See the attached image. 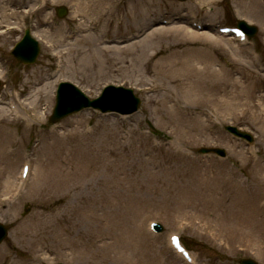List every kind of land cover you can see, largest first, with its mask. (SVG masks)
I'll return each mask as SVG.
<instances>
[{
    "label": "rangeland",
    "instance_id": "1",
    "mask_svg": "<svg viewBox=\"0 0 264 264\" xmlns=\"http://www.w3.org/2000/svg\"><path fill=\"white\" fill-rule=\"evenodd\" d=\"M45 1L0 0V100L20 98L37 119L30 129L20 122L10 128L7 104H0V223L7 230L0 264H36L22 227L49 223V212L53 226L68 231L43 236L53 249L37 252L40 264H184L169 250L170 233L182 235L199 264H264V0H113L101 11L110 29L102 44L128 48L126 55L111 51L103 64L85 55L68 62L62 52L75 36L57 48L62 65L52 59L47 32L75 30L98 12L77 15L73 0ZM57 7L67 9L63 18ZM144 18L150 23L135 38ZM21 19L40 43L33 65L12 55L23 37ZM239 21L257 27L254 46L217 38L228 39L218 27ZM59 67L61 78L33 85ZM62 81L91 100L108 85L123 86L141 103L127 118L86 109L50 124ZM47 83L48 98L35 99L33 91ZM229 125L252 134L253 146L229 135ZM93 128V135L85 133ZM200 148L225 149L227 159L201 155ZM25 162L32 165L27 191L4 195ZM150 221L163 226L161 236L148 234Z\"/></svg>",
    "mask_w": 264,
    "mask_h": 264
},
{
    "label": "bare ground",
    "instance_id": "2",
    "mask_svg": "<svg viewBox=\"0 0 264 264\" xmlns=\"http://www.w3.org/2000/svg\"><path fill=\"white\" fill-rule=\"evenodd\" d=\"M27 1L29 3L32 2V0H12L11 5H13V6L24 5V4L27 3ZM54 1H57V0H54ZM111 2H113V0H94V1L93 0H73L71 2V3H74V5H75V8H76L75 13L77 15H87V12H86L87 10H90V12L95 10V11L98 12V15L96 16L95 15V11H94L92 13L93 14L92 16L95 15L94 17H87V18H92V20L91 19H90V21L88 20L89 24L82 23L75 30H73L72 28H67L66 31H65L66 33L62 32V29L61 30H57L56 32H53V33L47 32L46 38H48V42H50V44H51L50 45V49L54 50V52L56 53V54H54L55 60L56 61L58 60L59 64L62 65L63 63H65V61H63L62 54L66 55V60L68 62H70V60H73V62H74L75 59H78L76 57H79L80 55H82V56L85 55L86 57L88 56L89 57V61H91L92 63H94V61L96 59L102 57V59H100L102 64L104 63V59L107 60V58H108L107 56H109V52H111V51L114 52L115 54L121 56V57L126 55V53L128 52V48L121 49L119 47L106 46V45L102 44L103 37H105L106 34L110 33V29L108 27H106L107 26V20L103 21L104 18H101L102 17L101 11H102V9H103V7L105 5H112L113 3H111ZM45 3H46V1L44 0L42 4L44 5ZM110 14H105V15H110ZM89 16H91V14H89ZM4 17L5 16L3 14V15L0 16V19H2ZM93 18H95V19H93ZM88 21H87V23H88ZM102 21L104 22V24L106 26L101 23ZM113 22H114V19H111L109 21L108 25H110L111 23L113 24ZM96 23H98V24H96ZM149 23L150 22L146 18H144L143 21H139L138 23H136V29H135L134 32H132V35H139L142 30H144L146 27H148ZM1 24H2V22H0V25ZM93 25L97 27V29L95 30V34L88 33V34L82 35L83 32L87 31ZM50 27H52V26H50ZM202 32H203V30H202ZM152 34L153 33H149L147 35V38H151ZM203 34H204V32H203ZM73 38H74V41L71 42L70 44H68L66 42V41H68L70 39H73ZM217 38L219 40H221V42H223V43H228L227 45H229V44L232 45V43L228 42L229 40H231L230 38H228V39H222V38H219V37H217ZM65 43L68 44V46H66L67 47L66 53L62 52V54H61V52H59L57 48L62 47L63 45H65ZM142 43H143V40L136 41V42L132 43L130 45V47L135 46L137 44L140 45ZM236 48H237V50L238 49H242V48H239V47H236ZM141 55H142V53H141ZM59 59H60V61H59ZM237 60L240 61V59H237ZM82 62L85 63L84 60H82ZM102 64H101V66H102ZM80 66H83V65L80 64ZM189 71L197 73V70L194 69V68L193 69H189ZM63 74L64 73L62 71H60V73L58 74L57 78L58 79L61 78L63 76ZM51 77H52V75H50L49 73L48 74H44V75L42 74L41 76L37 77L36 82H34L33 85H40L41 83H43L44 81L50 79ZM49 84L50 83H47V85H45L43 88L36 89V90L33 91V96L36 97L35 99H38L39 96H41L43 93L46 94V96L48 98L49 93H51V89H52V87L49 86ZM48 90H49V92H47ZM13 99L17 102V108L19 109V111L17 113V116H20V118L25 120L26 123H28V124L32 123L33 126L36 125L37 119L35 118V115L32 114L33 113L32 110L30 108L29 109L25 108V106H24L23 102L20 100V98L13 97ZM4 111H5V109L1 107L0 108V118H4L5 117V112ZM19 122H21L19 119L13 118L12 116H10L8 125H10V128H11V125L18 124ZM26 128H29V127H26ZM5 129H6V127L5 128L2 127L1 131L4 132ZM95 131L96 130L93 128L89 132H85V131L84 132L87 135H93L95 133ZM8 133H10V131H8ZM11 133H12V131H11ZM12 134H14L13 135V139H15V135H16V137H18V135L16 133H12ZM2 145H4V144H2ZM8 180H10V179H8ZM42 180L45 181L44 177H39V180H38L39 183ZM28 186H29V183H27V185H26L25 192L27 191ZM9 189H10V184H9V181H8L7 185H5V187L3 189V192L5 193L4 195H7V194H11L12 195V193L15 190V183L13 184V187H12V190H11L12 193L9 192ZM25 192L23 193V195L25 194ZM23 195L19 196V199L23 198ZM47 217H48V219L50 218L48 220L49 223H47V222H45V223H37L34 226L32 225L33 227H29V228L22 227V231H24L23 234L27 235L28 237H30L31 242H32V244L34 246V254H35V256L32 259V261L34 263H36V264H40V262L44 259V257H40L39 255H37V252H39L40 249L45 250V252L46 251L47 252H51L52 251L51 249H53L50 245H45L46 242H44V237L43 236L44 235L51 236L53 234H56L57 232L68 231V230H65L61 226H58V227L53 226V224L50 222L51 219H53V216L51 215V212L48 213ZM58 219H59V217H58ZM139 233L141 234V232H139ZM57 234L58 235L56 237H61L60 236L61 234H59V233H57ZM140 234H138L136 232V234H134V237H135V235H136V237L140 236ZM94 235L95 234H93V237H94ZM58 241H62V238H58ZM137 241L140 242V240H137ZM138 242L136 243L134 241V243H136L135 245H137ZM123 257H124V261H125L126 260L125 255Z\"/></svg>",
    "mask_w": 264,
    "mask_h": 264
},
{
    "label": "water",
    "instance_id": "3",
    "mask_svg": "<svg viewBox=\"0 0 264 264\" xmlns=\"http://www.w3.org/2000/svg\"><path fill=\"white\" fill-rule=\"evenodd\" d=\"M65 13L66 12L64 9H59L60 16H64ZM241 25L244 29L249 30L253 34L256 32L255 28L249 27L245 24ZM38 51V44L35 43L29 35H27L24 41L18 45L14 54L20 61H23L25 63H33L38 55ZM127 96H132L131 90H126L124 88H112L107 92V97L109 98V100H100L98 104L99 106L107 109L112 107H127L129 108V110H136L139 104V100L134 98L133 103H130V105L128 106L127 104L129 103V97L127 100H124V97ZM90 105H94V102H90L85 96H83L77 89H75L71 85L64 84L60 88L58 101L52 120L55 121L73 111H78L83 107ZM242 136L250 138L248 135L242 134ZM5 234L6 231L3 229V227H0V240L5 236ZM244 263L255 264L251 260L245 261Z\"/></svg>",
    "mask_w": 264,
    "mask_h": 264
}]
</instances>
